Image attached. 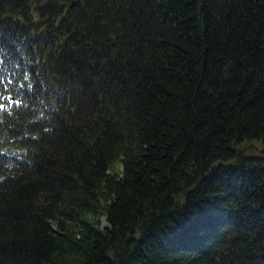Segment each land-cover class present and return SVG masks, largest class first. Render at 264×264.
Instances as JSON below:
<instances>
[{
    "label": "trees",
    "instance_id": "1",
    "mask_svg": "<svg viewBox=\"0 0 264 264\" xmlns=\"http://www.w3.org/2000/svg\"><path fill=\"white\" fill-rule=\"evenodd\" d=\"M0 264H264V0H0Z\"/></svg>",
    "mask_w": 264,
    "mask_h": 264
},
{
    "label": "rangeland",
    "instance_id": "2",
    "mask_svg": "<svg viewBox=\"0 0 264 264\" xmlns=\"http://www.w3.org/2000/svg\"><path fill=\"white\" fill-rule=\"evenodd\" d=\"M100 223H101V227L103 228V227H105L107 224H106V221H105V219L104 218H101L100 219Z\"/></svg>",
    "mask_w": 264,
    "mask_h": 264
}]
</instances>
